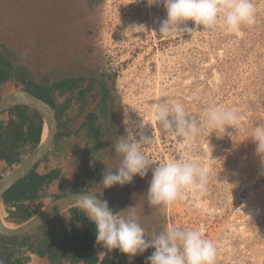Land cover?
<instances>
[{
  "label": "rangeland",
  "instance_id": "374dc122",
  "mask_svg": "<svg viewBox=\"0 0 264 264\" xmlns=\"http://www.w3.org/2000/svg\"><path fill=\"white\" fill-rule=\"evenodd\" d=\"M252 3L256 21L242 25L239 33L218 25L161 36L166 11L147 0H0V50L13 53L15 63L32 72L35 81L87 78L86 87L104 79L111 91L107 110L98 106L102 94L97 83L85 109L74 99L67 117L76 135L56 140L45 159L48 169L59 171L55 185L67 192L83 183V189L108 200L120 215L136 206L148 236L168 227H202L216 246L215 264H264V159L251 140L254 127L264 124V0ZM134 25L146 28L131 29ZM16 90L7 81L0 93ZM164 100L181 103L200 122L194 140L162 128L153 105ZM212 107L234 110L239 128L209 127L205 113ZM93 111L99 117L89 130L83 124ZM0 118L9 122L7 114ZM142 121L144 134L154 137L141 149L152 167L197 160L208 169L199 207L188 192L171 205H150L151 170L123 187L99 184L103 173L117 170L123 159L115 143L128 135L127 128L139 132ZM12 169L0 165L1 174ZM87 173L94 179L90 188ZM79 175L85 178L76 181ZM1 214L8 222L4 207ZM63 216L67 220L68 212ZM153 251L131 258L126 254L125 264H146Z\"/></svg>",
  "mask_w": 264,
  "mask_h": 264
},
{
  "label": "clouds",
  "instance_id": "9594fccd",
  "mask_svg": "<svg viewBox=\"0 0 264 264\" xmlns=\"http://www.w3.org/2000/svg\"><path fill=\"white\" fill-rule=\"evenodd\" d=\"M147 3L149 6L162 4L166 11V18L159 23L158 31L161 36L171 35L177 30L192 34L200 26L205 30L214 29L218 25L230 32L239 33L242 25H252L256 21L252 0H147ZM189 21L194 22L196 27L189 26ZM136 28L146 26L134 25L131 29ZM13 83L17 89L13 92L26 91L23 85H17L14 81ZM153 107L155 118L164 130H170L185 141H192L199 134L200 122L190 116L181 103L164 100L157 102ZM9 110L0 117L7 114L10 121V114L7 113ZM205 123L211 128L225 125L239 128L240 118L234 110L212 107L205 113ZM144 127L142 121L139 132L134 133L131 128L126 129L128 135L121 136L114 145L116 152L123 157L121 164L115 171L106 170L99 184H102L104 189L115 185L123 187L133 183L136 176L144 179L151 170L152 178L147 190L150 205H171L188 192L193 196L194 205L199 207L200 198L206 193L208 169L197 160L168 161L152 167L141 149L143 145L151 143L154 137L145 135ZM24 128L27 131V128ZM136 135H139L138 140ZM251 140L256 145L257 155L264 159V124L254 127ZM33 151H29L24 160ZM1 163L7 165L5 162ZM17 166H13V169ZM90 166H94V161H90ZM9 172L0 174L5 176ZM81 196L78 203L86 213L87 219L95 225L97 244L103 248L109 251L119 250L130 258L142 255L148 249H154L147 257L146 264H215L216 246L213 241L205 238L202 227H168L157 235L148 236L140 223L136 206L120 210V213H124L120 215L104 198L91 193Z\"/></svg>",
  "mask_w": 264,
  "mask_h": 264
},
{
  "label": "trees",
  "instance_id": "16d2710c",
  "mask_svg": "<svg viewBox=\"0 0 264 264\" xmlns=\"http://www.w3.org/2000/svg\"><path fill=\"white\" fill-rule=\"evenodd\" d=\"M7 81L23 85L26 91L55 109L59 122L56 140L72 138L76 135L70 128L73 119L67 117L74 99L81 100L82 108L85 109L89 104L87 94L95 89L96 83L102 94L98 102L99 107L107 110L111 97V91L104 79L99 82L94 80L86 87H83V84L88 81L87 78H68L53 83L45 79L44 82L39 83L35 81L32 72L15 63L13 53L3 49L0 50V88ZM65 94L69 96L59 103L58 97ZM7 113L11 117L9 122H4L0 118V163L5 162L8 167H12L22 163L29 151L40 144L44 122L36 110L25 106L16 107ZM98 117L96 112H89L83 127H89L88 129L92 130ZM38 167L39 164L5 194L3 204L8 214L6 218L8 222L22 224L31 219L35 214L30 204L43 202L48 186L59 178L58 170H52L48 175H40L37 172ZM83 177L79 175L76 181ZM85 177L90 188L94 180L92 174L87 173ZM82 184L76 182L70 193L88 191L81 187ZM63 196L65 194L58 195L54 199ZM68 214L67 220L63 215H59L26 236L16 238L0 236V264H23L19 258L23 249H28L41 258L48 257L53 264H63L64 260H70L74 264H97L99 259L95 256V252L99 249L103 250V246L97 244L95 225L87 219L81 207L70 209Z\"/></svg>",
  "mask_w": 264,
  "mask_h": 264
},
{
  "label": "water",
  "instance_id": "95a60500",
  "mask_svg": "<svg viewBox=\"0 0 264 264\" xmlns=\"http://www.w3.org/2000/svg\"><path fill=\"white\" fill-rule=\"evenodd\" d=\"M19 106L32 108L41 115L44 121L43 135L45 129H47V137L45 140L42 138L40 144L34 149V151L11 172L2 176V179L0 180V236L6 238H16L29 235L48 224L59 215H63V213L68 212L72 208L80 207L78 200L81 199V195L85 193H91L98 196L91 191L67 194L53 200L44 207L41 212L34 215L27 222L16 226V228H8L3 224L1 210L5 194L20 180L28 176L34 168L48 156L59 133V122L57 120L55 109L28 91H17L3 96L0 99V115L9 109ZM117 257L118 250L114 249L109 251L105 248V254L98 264H115Z\"/></svg>",
  "mask_w": 264,
  "mask_h": 264
},
{
  "label": "crops",
  "instance_id": "0c3cea01",
  "mask_svg": "<svg viewBox=\"0 0 264 264\" xmlns=\"http://www.w3.org/2000/svg\"><path fill=\"white\" fill-rule=\"evenodd\" d=\"M1 96H2V94H1ZM45 161L41 162L39 164L38 169H37V172L40 175H48L52 171V170L47 168V166H46L47 163ZM72 188H70V190L66 192V190H65L66 188H64V186H62L60 183H58V186H57V185H55V181H54L53 183H51L48 186L47 190L45 191L43 202L30 204L31 210H33L34 214L36 215L37 213L41 212L44 209V207H46L49 203H51L53 200H55L54 197H56L58 195L71 194L70 192H71ZM3 207L5 208L4 204H3L2 208ZM5 211H6V209H5ZM6 217H8V214H6ZM11 224H13V223H11ZM13 225L18 226L20 224H13ZM104 249L105 248H103V250L99 249V250H96V252H95V256L99 259V261L105 254ZM19 258L23 264H53L49 260L48 257L41 258L38 255L33 254L28 249H23L21 251V254L19 255ZM126 259H128L127 255L119 252V250H118V257H117L115 264H125ZM63 264H74V263H72L70 260H64Z\"/></svg>",
  "mask_w": 264,
  "mask_h": 264
},
{
  "label": "bare ground",
  "instance_id": "6f19581e",
  "mask_svg": "<svg viewBox=\"0 0 264 264\" xmlns=\"http://www.w3.org/2000/svg\"><path fill=\"white\" fill-rule=\"evenodd\" d=\"M47 137V129H45V132H44V135H43V140H45ZM6 174V173H5ZM2 221H3V224L5 226H7L8 228H16V226H14L13 224L9 223V222H6L4 219H3V215H2Z\"/></svg>",
  "mask_w": 264,
  "mask_h": 264
}]
</instances>
